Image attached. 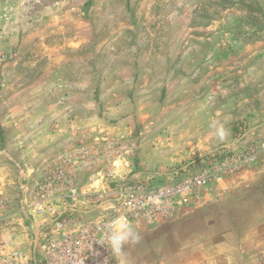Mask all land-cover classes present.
Wrapping results in <instances>:
<instances>
[{"label":"rangeland","instance_id":"obj_1","mask_svg":"<svg viewBox=\"0 0 264 264\" xmlns=\"http://www.w3.org/2000/svg\"><path fill=\"white\" fill-rule=\"evenodd\" d=\"M197 176L122 264H264V0H0V264Z\"/></svg>","mask_w":264,"mask_h":264},{"label":"built area","instance_id":"obj_2","mask_svg":"<svg viewBox=\"0 0 264 264\" xmlns=\"http://www.w3.org/2000/svg\"><path fill=\"white\" fill-rule=\"evenodd\" d=\"M108 171V177L112 176ZM204 177L181 184L151 188L133 182L115 189L113 201L99 220H85L80 213L59 215L41 247L39 264H116L104 239L109 225L118 217L128 222L168 218L185 197L205 185ZM1 232V222H0Z\"/></svg>","mask_w":264,"mask_h":264},{"label":"clouds","instance_id":"obj_3","mask_svg":"<svg viewBox=\"0 0 264 264\" xmlns=\"http://www.w3.org/2000/svg\"><path fill=\"white\" fill-rule=\"evenodd\" d=\"M220 136L223 138V131L220 132ZM104 239L112 256L118 259V264H122L120 258L123 256L125 247L137 244L141 234L124 217H118L109 225Z\"/></svg>","mask_w":264,"mask_h":264}]
</instances>
